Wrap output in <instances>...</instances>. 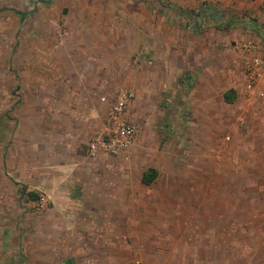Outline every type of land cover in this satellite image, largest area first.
Masks as SVG:
<instances>
[{
    "label": "rangeland",
    "instance_id": "374dc122",
    "mask_svg": "<svg viewBox=\"0 0 264 264\" xmlns=\"http://www.w3.org/2000/svg\"><path fill=\"white\" fill-rule=\"evenodd\" d=\"M204 3L214 8L216 15L226 17L225 24L212 20L200 22L188 14ZM171 5L179 8L180 13L172 10ZM258 8L264 10L263 1L0 0L2 91L6 86L7 94L10 95V90L18 92L15 89L19 84L18 69L25 67L27 59L37 61L44 56L43 43L54 45L71 41L83 44L84 48L88 44L89 56L96 57L97 44L99 47L106 42L114 76L112 92H108L105 99L106 106L110 108L115 102L120 88H133L135 92L139 89L131 108L135 118H130L140 129L139 137L146 138L147 144L158 143L157 159L161 163L156 183L136 189L133 187L138 184L140 171L151 163L147 161L151 152L147 151L149 154L145 158L136 157L130 162L128 228L126 224L122 228L116 227L124 232L128 229V234L123 238L115 234L113 242L54 240L53 237L70 234L65 233V224L60 230L54 227L52 232L47 208L36 211L29 203H20L17 194L0 193V264H66L67 259L72 260L70 264H76L82 247L100 253L113 249L123 253L122 262L117 264H217L216 257L209 256L215 253L210 248L201 250V246H208L211 236L214 235L212 240H215L218 234L225 238L219 237V244L224 239L225 245L222 244L224 248L220 247V252L224 250L226 264H264V186L258 191L242 193L241 225L180 226L173 204L137 208V201L146 204L155 197V186L173 185V169L181 166L185 169V155L181 157L176 148H185L191 115L187 87L193 80L208 77L215 92L233 90L234 95L237 92L244 101L247 99L246 92L240 90L241 58L235 45L256 36L260 38L259 44H264V16L256 13ZM193 24L201 25L195 28ZM44 54L63 55L56 47L54 50L45 48ZM185 72L190 76L188 82L182 78ZM219 72L225 75L223 79H218ZM105 75L109 77V71L98 74L100 77ZM11 98L16 105L21 97L15 94ZM3 100L7 103L10 98L6 96ZM252 105L262 107L264 102L253 100ZM113 179L117 183L115 173ZM170 196L168 194L166 198L170 199ZM234 196L232 192H226L231 203H234ZM181 227L188 231L180 232ZM196 230L202 234L197 241L201 256L197 263L193 258L187 259L183 248L185 241L175 240L178 234L184 236L185 233L194 234L195 240Z\"/></svg>",
    "mask_w": 264,
    "mask_h": 264
},
{
    "label": "crops",
    "instance_id": "0c3cea01",
    "mask_svg": "<svg viewBox=\"0 0 264 264\" xmlns=\"http://www.w3.org/2000/svg\"><path fill=\"white\" fill-rule=\"evenodd\" d=\"M256 13L264 16L263 8ZM255 38L251 41L263 52L264 44H259L258 36ZM76 45L71 41L43 43L44 56L37 61L27 59L25 67L18 69L19 84L15 87L18 92L10 90L9 95L5 91L8 87L2 91L0 85V193H15L20 203L27 204L23 190L45 192L50 199L46 212L52 232L54 227L61 229L65 224L64 231L70 234L53 237L54 240L113 242L115 234L120 238L128 234V229L124 232L116 227L127 226L129 221L130 162L151 152L147 156L151 163L140 171L138 184L133 188L155 184L161 165L157 159L158 143L147 144L146 138L139 137L138 128L134 143L124 155H88L89 140L107 128L109 107L105 99L112 92L114 76L106 42L99 47L97 44L96 57L89 56L88 44L85 48L83 44ZM55 47L62 56H45V48ZM103 70L109 71V77L98 76ZM217 77L223 79L225 75L219 72ZM209 79L202 76L187 87L191 115L186 143L185 148H176L181 157L185 155V169L182 166L173 169V185L155 186L157 194L150 202L137 201L138 209L144 205L158 208L165 203L173 204L180 226L241 225L242 193L264 186V106L252 105L253 100L263 103L264 98L246 95L244 101L236 92L232 103L226 102L223 94L227 90L215 92ZM129 89L135 93L126 106V115L131 120L134 116L131 108L139 89L137 94L133 88ZM240 90L243 93V83ZM15 94L21 97L16 105L11 98ZM6 96L10 98L6 100L9 106L3 100ZM224 136L230 139L225 141ZM148 168H153L156 175L146 185L141 177ZM114 173L118 176L117 183ZM227 191L235 195L234 203L226 198ZM168 194L170 199L166 198ZM184 230L188 231L181 227L180 232ZM198 232L195 240L190 233L175 238L180 243L185 241V247H181L187 259L193 258L195 263L201 257L197 241L202 234ZM219 237L224 238L218 234V239L212 240V235L209 245L202 244L201 250L210 248L215 255L209 256L216 257L217 264H226L225 252H220L225 238L219 244ZM81 250L76 264H117L124 258L123 253L114 249L101 253L88 247ZM70 262L71 259L65 261Z\"/></svg>",
    "mask_w": 264,
    "mask_h": 264
},
{
    "label": "built area",
    "instance_id": "2783aa9c",
    "mask_svg": "<svg viewBox=\"0 0 264 264\" xmlns=\"http://www.w3.org/2000/svg\"><path fill=\"white\" fill-rule=\"evenodd\" d=\"M235 48L242 59L241 76L244 91L250 97L264 98V53L258 44L251 40L241 41ZM134 95V91L129 88H120L116 92L115 102L107 111V128L88 142L87 153L90 157L98 154L122 156L132 146L138 126L127 117L126 106ZM223 139L228 141L230 138L224 136ZM35 193L36 198L28 202L36 211L45 210L50 201L49 196L42 191Z\"/></svg>",
    "mask_w": 264,
    "mask_h": 264
},
{
    "label": "trees",
    "instance_id": "16d2710c",
    "mask_svg": "<svg viewBox=\"0 0 264 264\" xmlns=\"http://www.w3.org/2000/svg\"><path fill=\"white\" fill-rule=\"evenodd\" d=\"M170 8L172 10L177 11V13H180L178 11H181V10H178L179 8H177V7L173 6V5H171ZM181 13L183 14V12H181ZM188 14L190 16H194L195 18H197L200 22L201 21H204V20H212V21H217V23L218 22L219 23L222 22V23L225 24V22L227 20V18L226 17H223V15L222 16L216 15V10L214 8H211L209 5H207V3L206 4L204 3L201 6H199L197 8V10H190L188 12ZM193 25H194L195 28L196 27L197 28H200V25L201 24H199V25L198 24H196V25L193 24ZM182 78H186L187 79V82H188L190 80V76H189L188 72L183 73ZM180 82H182V81H180ZM223 97H224V100L226 102H232L234 100V97H235L233 90H227L223 94ZM155 175H156L155 170L153 168H148L147 170H145L142 173V177H141L142 183H144L146 185L149 184V183H151V181L154 180ZM22 193L25 194V197L28 200H33V199L36 198V193H34V192H30V191L25 192V190H23Z\"/></svg>",
    "mask_w": 264,
    "mask_h": 264
},
{
    "label": "water",
    "instance_id": "95a60500",
    "mask_svg": "<svg viewBox=\"0 0 264 264\" xmlns=\"http://www.w3.org/2000/svg\"><path fill=\"white\" fill-rule=\"evenodd\" d=\"M22 15H24V13H22Z\"/></svg>",
    "mask_w": 264,
    "mask_h": 264
}]
</instances>
